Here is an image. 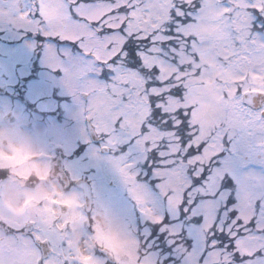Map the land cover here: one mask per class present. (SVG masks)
I'll return each mask as SVG.
<instances>
[{
  "label": "snow or ice",
  "instance_id": "obj_1",
  "mask_svg": "<svg viewBox=\"0 0 264 264\" xmlns=\"http://www.w3.org/2000/svg\"><path fill=\"white\" fill-rule=\"evenodd\" d=\"M0 30L61 75L109 170L91 187L58 173L88 209L78 228L11 206L0 172V264H83L97 215L131 264H264V0H0Z\"/></svg>",
  "mask_w": 264,
  "mask_h": 264
},
{
  "label": "rangeland",
  "instance_id": "obj_2",
  "mask_svg": "<svg viewBox=\"0 0 264 264\" xmlns=\"http://www.w3.org/2000/svg\"><path fill=\"white\" fill-rule=\"evenodd\" d=\"M9 34L14 35V37L18 38L20 42L21 40H24V44L21 47L18 46L19 49L15 52L19 55V62L26 64L31 55V50L27 47V45L32 40H25V36L23 34L16 35L11 32H9ZM41 76L42 79L34 83V90L32 92L30 91L28 96H25L26 100L27 97L31 100L37 99V109L33 107V109L30 110V112H28L23 119V122H29V126H32L30 131L27 130L23 133V137L34 142L37 145L36 150L39 153L36 165V174L41 175L40 169L42 168L44 171L47 168V161L50 160V157L54 159L57 152L61 150L67 158L65 163L68 165L69 170L74 176H81L84 172L89 171L93 185H98L109 175V170L103 162H99L91 158L89 145L84 144L81 139V125L75 119L78 108L72 97L69 96V102L58 103L55 100L56 98L53 99L51 96H48L54 85L61 87L63 90L62 94H67L66 90L60 84L61 75L59 73L51 72L46 67V72L42 73ZM59 95L62 96L60 93ZM60 104L65 112L62 111L61 122H58V118L52 116V113L55 112L56 108ZM81 143L83 144L80 145ZM80 147L82 148L80 149ZM67 200H70V197ZM98 216L101 215H97L96 220ZM103 219L109 230L117 231L119 233L124 244L122 253H117L113 250L115 256L120 257L122 264H131L130 258L135 252L134 241L130 237L125 236L122 231L110 225L104 217ZM102 241L103 240L99 234L96 235V238H94L93 235L87 244L80 250L82 260L85 259V262L86 260H89L88 255L85 253L89 251L88 246H92L93 243H95V245L101 243L102 245L104 244L108 246L104 243V241Z\"/></svg>",
  "mask_w": 264,
  "mask_h": 264
},
{
  "label": "flooded vegetation",
  "instance_id": "obj_3",
  "mask_svg": "<svg viewBox=\"0 0 264 264\" xmlns=\"http://www.w3.org/2000/svg\"><path fill=\"white\" fill-rule=\"evenodd\" d=\"M23 44L14 35L9 34V31L0 30V129H8L20 137H23V133L30 127L29 122L25 123L23 119L33 107H36L37 102V99L31 100L28 97L26 100L25 96H28L30 91L34 90V83L40 80L41 77L37 76V73L41 76V70L46 68L42 63V56H33L31 59L29 57L26 64L19 62V55L15 51L19 49L18 46L21 47ZM11 166L10 161L4 163V159L0 157V169ZM65 168L67 169V167ZM49 169L47 168L45 172L40 173L41 175H37L38 180L47 181L48 187H36L34 189L40 197L35 203L45 202L44 211L53 218L60 219L61 216L58 214V210L61 204H70L67 201L68 190H66L61 176L51 180L48 179ZM29 175V172L17 173L13 171L10 179L14 181L16 190L27 191L22 183L19 185L15 183V178L19 176L20 181H27ZM49 191L56 193L58 196L66 197V199L53 198L47 194ZM51 205H55V211H53ZM70 205L73 207L72 204ZM73 208L76 209V206Z\"/></svg>",
  "mask_w": 264,
  "mask_h": 264
},
{
  "label": "clouds",
  "instance_id": "obj_4",
  "mask_svg": "<svg viewBox=\"0 0 264 264\" xmlns=\"http://www.w3.org/2000/svg\"><path fill=\"white\" fill-rule=\"evenodd\" d=\"M37 145L31 140L20 137L18 134H14L8 129H0V157H2L5 162H11V167L6 169H0V172L5 173L7 176H12L13 171L17 173L29 172V179L27 181H20L19 176L15 178V183L17 185L23 184L27 191H19L11 193V198H8L9 194H6L7 202L19 209H33L40 197L39 194L34 191L36 187L47 188V181H40L37 179V159L39 153L37 152ZM41 174L43 169H40ZM48 195L57 199H66V197L58 196L56 193L49 191ZM72 210L78 211V209L73 208ZM62 216L66 214L69 209L61 208L59 209ZM95 227L98 230V234L101 236L104 243L111 247L117 253H122L124 249L123 241L117 231L109 230L105 221L101 216H98L97 220L94 222ZM97 235V233H93Z\"/></svg>",
  "mask_w": 264,
  "mask_h": 264
},
{
  "label": "water",
  "instance_id": "obj_5",
  "mask_svg": "<svg viewBox=\"0 0 264 264\" xmlns=\"http://www.w3.org/2000/svg\"><path fill=\"white\" fill-rule=\"evenodd\" d=\"M53 165H54V171H53L52 176H54L58 172L59 169L61 170L62 159L59 158ZM57 165H59V167ZM82 184L87 186L85 183H82Z\"/></svg>",
  "mask_w": 264,
  "mask_h": 264
},
{
  "label": "bare ground",
  "instance_id": "obj_6",
  "mask_svg": "<svg viewBox=\"0 0 264 264\" xmlns=\"http://www.w3.org/2000/svg\"><path fill=\"white\" fill-rule=\"evenodd\" d=\"M37 76L41 77L38 73H37Z\"/></svg>",
  "mask_w": 264,
  "mask_h": 264
}]
</instances>
